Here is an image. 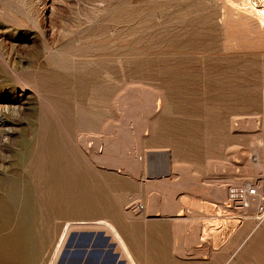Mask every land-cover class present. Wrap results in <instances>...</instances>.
<instances>
[{"label": "rangeland", "instance_id": "obj_1", "mask_svg": "<svg viewBox=\"0 0 264 264\" xmlns=\"http://www.w3.org/2000/svg\"><path fill=\"white\" fill-rule=\"evenodd\" d=\"M242 2L0 0V264H50L97 219L138 264H264V200L225 206L238 183L264 199V23ZM100 229L71 232L120 252Z\"/></svg>", "mask_w": 264, "mask_h": 264}, {"label": "bare ground", "instance_id": "obj_2", "mask_svg": "<svg viewBox=\"0 0 264 264\" xmlns=\"http://www.w3.org/2000/svg\"><path fill=\"white\" fill-rule=\"evenodd\" d=\"M251 1H249V0H247L246 2H245V0H244V3L242 2V4L243 5H246L247 4V6L248 7H250V9L251 10H249V9H247L246 10V7H244V9H242V10H245L244 12H246L247 13V11H251V12H254L253 14H256L257 15V18L259 19V17L261 18V21H262V23H264V7L263 8H260V9H257V8H255V7H252V4L250 3ZM262 2H263V0H255L254 1V3L255 4H257V6L258 7H260V6H263L262 5ZM241 3V2H240ZM235 4V3H234ZM230 6H233V5H230ZM234 7V6H233ZM233 7H231V10H232V8ZM229 9H230V7H229ZM228 9V11H229V13H230V11L231 10H229ZM234 9V8H233ZM237 9H240L239 7H237ZM233 11V10H232ZM239 12V11H238ZM243 12V11H242ZM243 12V13H244ZM232 13V12H231ZM240 13H241V10H240ZM251 14V13H250ZM255 17V16H254ZM257 19V20H258ZM247 29V28H246ZM261 30V29H260ZM263 32V31H262ZM26 87V86H25ZM157 94V93H156ZM144 96V95H143ZM150 95H148L147 96V98L149 97ZM139 97H141V96H139ZM147 98H144V99H147ZM151 98V97H150ZM150 98H148V99H150ZM140 99V98H139ZM147 99V100H148ZM153 98H151V100H152ZM146 100V101H147ZM140 102V101H139ZM148 103L145 105V108H146V113H147V117H146V119L144 120V123H143V125L144 124H146V122L148 121L147 120V118L148 117H150L151 118V108H153L152 106H151V104L153 103H151V101L150 100H148L147 101ZM141 104V103H140ZM143 104V103H142ZM153 111V110H152ZM149 114H150V116H149ZM127 120V119H126ZM130 120V119H129ZM150 120V119H149ZM124 121V120H123ZM125 122V121H124ZM143 122V121H142ZM143 125H142V127H143ZM125 126V125H124ZM145 126H147V124L145 125ZM112 127V126H111ZM122 127V126H121ZM123 129H124V127H122ZM141 128V127H140ZM145 129V128H144ZM126 130H128V129H126ZM140 130V129H139ZM142 130H143V128H142ZM121 132V131H120ZM120 132H118V133H120ZM143 132V131H142ZM134 134V133H133ZM136 134V133H135ZM138 134V133H137ZM141 134V133H140ZM143 134V133H142ZM118 135V134H117ZM119 136V135H118ZM111 137V136H110ZM121 137V136H120ZM80 138V137H79ZM84 138H82V141L84 142V140H83ZM136 139H138L139 140V136H137V138ZM110 141V140H109ZM120 141V140H119ZM86 142V141H85ZM94 142V141H93ZM113 142H115V141H113ZM121 142V141H120ZM80 143V142H79ZM82 143V142H81ZM117 143V142H116ZM116 143H114V144H116ZM83 144V143H82ZM81 144V145H82ZM108 144V143H107ZM110 144V143H109ZM119 144V143H118ZM117 144V145H118ZM121 144V143H120ZM124 144V143H123ZM139 144V143H138ZM93 145V144H92ZM97 145V144H96ZM115 146V145H114ZM92 147V146H91ZM88 148V151L90 150V149H92V148ZM95 147V146H94ZM108 147V146H107ZM125 147V146H124ZM123 147V148H124ZM96 148V147H95ZM121 148H122V146H121ZM103 149V148H102ZM115 148H113V150H114ZM117 150H116V152L118 151V149H119V151L118 152H120L121 150H120V147L119 148H116ZM129 149V148H128ZM95 150H97V149H95ZM124 150V149H123ZM123 150L121 151V152H123ZM133 150V149H132ZM131 150V151H132ZM85 151V150H84ZM103 151H104V149H103ZM103 151H101V153L103 152ZM108 151V150H107ZM107 151L106 152H103V155L106 153V155H107ZM125 151V150H124ZM91 152V151H90ZM89 152V153H90ZM92 152H94V150H92ZM99 152V151H98ZM109 152H111V151H108V153ZM120 152V153H121ZM89 153H88V155H89ZM95 153H96V151H95ZM112 153V152H111ZM111 153H109V154H111ZM125 154V153H124ZM97 155V154H96ZM100 155H102V154H100ZM100 155H98V156H100ZM105 155V156H106ZM112 155V154H111ZM110 155V156H111ZM114 155V154H113ZM111 156L112 157V159L114 160V159H116V158H114V156ZM115 155H116V153H115ZM117 155H119L118 153H117ZM116 155V156H117ZM122 155V154H121ZM128 155V154H127ZM126 154H125V156H127ZM130 155V154H129ZM128 155V157H130ZM263 155V154H262ZM91 156H94L93 154L91 155ZM104 156V157H105ZM108 156V158H109V155H107ZM260 156V155H259ZM96 157V156H95ZM103 157V156H102ZM103 157V158H104ZM122 157V156H121ZM137 157V156H136ZM98 158V157H97ZM101 158V157H100ZM107 157H106V160H105V162L106 163H108L109 161H111V158H109L110 160H107L108 159ZM131 158V157H130ZM129 158V159H130ZM139 158V157H138ZM261 158V157H260ZM92 159V158H91ZM119 159V156H118V158H117V160ZM120 159H122V158H120ZM119 159V160H120ZM126 159H128V158H126ZM128 159V160H129ZM95 160V159H94ZM116 160V161H117ZM127 160V161H128ZM130 160H132V158L130 159ZM129 160V161H130ZM138 160V159H137ZM136 160V161H137ZM141 160H142V158H141ZM95 161H97L98 162V159L97 160H95ZM103 161H104V159H103ZM108 161V162H107ZM121 161V160H120ZM120 161L118 162V164L120 163ZM126 161V162H127ZM134 161V160H133ZM136 161H134V162H130L131 164L132 163H134L136 166L135 167H137V164L139 165V163L138 162H140V158H139V160H138V162H137V164H136ZM99 162H102L101 160H99ZM104 162V163H105ZM114 162V161H113ZM103 163V164H104ZM110 163V162H109ZM111 163H112V161H111ZM116 163V162H115ZM129 163V164H130ZM142 163V162H141ZM250 163V162H249ZM121 165H123L122 163H120ZM128 164V165H129ZM131 164H130V166H131ZM144 164H145V162H144ZM109 165H111V164H109ZM112 165H114V164H112ZM127 165V164H126ZM125 165V166H126ZM127 165V167H125V168H128L129 166ZM142 165V164H141ZM106 166V165H105ZM104 166V167H105ZM133 166V165H132ZM131 166V167H132ZM140 166V165H139ZM257 166V165H256ZM122 167H124V166H122ZM131 167H129L128 169H133V168H131ZM134 167V168H135ZM177 167V166H176ZM175 167V168H176ZM117 168V167H116ZM178 168V167H177ZM181 168V167H180ZM137 169V168H136ZM140 169V168H139ZM146 169V168H145ZM179 169V168H178ZM255 169V168H254ZM138 170V169H137ZM184 170V169H183ZM131 171V170H130ZM145 171V170H144ZM193 171V170H192ZM137 172V171H136ZM177 172H180V171H177ZM182 172H184V171H182ZM189 172V171H188ZM135 172H133V174H134ZM145 173V172H144ZM185 173H186V171H185ZM256 173V172H255ZM139 174V173H138ZM181 174V173H180ZM188 173H186V175H187ZM260 174V173H259ZM190 175H191V173H190ZM189 174L186 176V177H188V176H190ZM180 177V176H179ZM183 177H185L184 175H183ZM186 177H185V180H187L186 179ZM191 177H192V175H191ZM196 177V176H195ZM192 178H194V177H192ZM141 179V178H140ZM188 179H190V177L188 178ZM195 179V178H194ZM181 181V180H180ZM188 181V180H187ZM190 181H192V179L190 180ZM194 181H196V179L194 180ZM260 181V180H259ZM181 182H183V180L181 181ZM193 182V181H192ZM160 183H162V182H160ZM165 183V182H164ZM177 183H178V181H177ZM187 183H189V182H187ZM195 183V182H194ZM153 184V183H152ZM151 184V185H152ZM180 184V183H179ZM183 184V183H182ZM182 184H180V186L182 187ZM185 184V183H184ZM239 184V183H238ZM237 184V185H238ZM243 184V183H242ZM261 184V183H260ZM175 185V184H174ZM235 186V187H232L231 189H229V188H226V193H224V191H222L224 194H226V198H227V201H226V207H228V208H230V206H231V204H239V206L241 207L240 208V210L241 209H248V207H250V205H257L256 207H261L262 206V203H263V198H262V196L260 197V193H259V190H260V187L256 184V185H249V186H247L245 189H243V188H241V184H240V186ZM153 186V185H152ZM184 186V185H183ZM195 186V185H194ZM193 186V187H194ZM148 187V186H147ZM223 187V186H222ZM243 187V186H242ZM253 187H255L256 189H254ZM224 188V187H223ZM251 188H253L252 190H250ZM153 189V188H152ZM151 189V190H152ZM159 189H160V187H159ZM204 189V188H203ZM216 189V188H215ZM183 190V189H182ZM192 190V189H191ZM224 190V189H223ZM159 192V191H158ZM174 192V191H173ZM219 192V191H218ZM221 192V193H222ZM157 193V192H156ZM160 193V192H159ZM162 193V192H161ZM196 193V192H195ZM208 193V192H207ZM222 193V194H223ZM147 194V193H146ZM148 195V194H147ZM165 195V194H164ZM262 195V194H261ZM173 196V195H172ZM220 196H222V195H220ZM149 198L151 199V196H149ZM150 199H148V200H150ZM173 198H171V200H172ZM224 199V198H223ZM147 200V201H148ZM217 200V199H216ZM224 200H226V199H224ZM167 201V200H166ZM183 201H184V199H183ZM219 201V200H218ZM157 202V201H156ZM162 202V201H161ZM149 203H151L150 201H149ZM173 203V202H172ZM177 203V202H176ZM176 203H173V204H176ZM133 204V203H132ZM195 204V203H194ZM149 204L147 203L146 204V207L148 206ZM159 206V205H158ZM224 206V207H225ZM167 207V206H166ZM165 207V208H166ZM176 207V206H175ZM238 207V206H237ZM149 209H151V204H150V207H149ZM167 209H169V211H171V209H173V208H171L170 209V207H169V203H168V208ZM175 209H177V210H175V211H177L178 213V215H181L180 214V212H181V206H179V207H177V208H175ZM263 209V208H262ZM132 210H134V208L132 209ZM140 210V209H139ZM146 210H147V208H146ZM157 210H159V208L157 209ZM174 210V209H173ZM148 211V210H147ZM151 211V210H150ZM164 211H166V209L164 210ZM169 211H167V212H165V213H168ZM180 211V212H179ZM183 211V210H182ZM244 211V210H243ZM149 212V211H148ZM153 212V211H152ZM160 213H161V210H160ZM164 213V212H163ZM172 212H170V214H171ZM176 214V215H177ZM217 214V213H216ZM258 216V215H257ZM264 216V215H263ZM261 217L262 216H258V217H256L255 218V220H259V219H261ZM253 218V217H252ZM183 220V219H182ZM177 222V221H176ZM182 222V221H181ZM179 223V222H178ZM183 226V225H182ZM181 226V227H182ZM178 227H180L179 225H178ZM186 227V226H185ZM85 228H93V229H96V228H102V229H105L106 231H108L110 234H111V237H112V239H113V241L114 242H116V245L118 246V248L120 249V252H121V256H123L125 259H126V264H138L136 261H135V259H134V257H133V255L131 254V252H130V250H129V248H128V246L126 245V243H125V241H124V239L122 238V236L119 234V232H118V230L116 229V227L114 226V224L112 223V222H110V221H108V220H105V219H97V220H77V221H71V222H67V223H65V226H64V228H63V231H62V233H61V235H60V237H59V240H58V243H57V245H56V248H54L55 250H54V253H53V255H52V259H51V262H49L50 264H54L55 263V261L57 260V257H58V255H59V253H60V251L62 250V248H63V245H64V243H65V241H66V239H67V237H68V235H70L69 233L73 230V229H85ZM177 228V227H176ZM200 228V227H199ZM179 229V228H178ZM181 229L182 228H180V232H181ZM205 229V228H204ZM101 230V229H100ZM177 231V230H176ZM197 232V231H196ZM196 232H194V234L196 233ZM199 232V231H198ZM197 232V234H199ZM104 233H105V231H104ZM177 233V232H176ZM204 233V232H203ZM107 234V233H106ZM105 234V235H106ZM179 234V233H178ZM183 233H181V235H182ZM107 236H108V234H107ZM192 236V235H191ZM204 237H202V238H206L205 236L206 235H203ZM109 237H110V235H109ZM194 238V237H193ZM196 238V237H195ZM212 238V237H211ZM246 238V237H245ZM111 239V238H110ZM180 239V238H179ZM182 239V238H181ZM209 239V238H208ZM193 240V239H192ZM200 240V239H199ZM203 239H201L200 241H202ZM189 241V240H188ZM194 241V240H193ZM198 242V243H201V242ZM209 241V240H208ZM197 242H195V243H197ZM211 242V241H210ZM208 244V243H207ZM99 245V244H98ZM208 248V247H207ZM176 249H179V248H176ZM209 249V248H208ZM175 250V249H174ZM209 250H211V249H209ZM184 251V250H183ZM192 251V250H191ZM194 251V250H193ZM198 251V250H197ZM216 251V250H215ZM96 252V251H95ZM99 252V251H98ZM178 252V251H177ZM182 252V251H181ZM186 252V251H185ZM206 252V251H205ZM190 253V252H189ZM197 253V252H196ZM208 253V252H207ZM178 254V253H177ZM198 254V253H197ZM201 254V253H200ZM119 255H120V253H119ZM181 255V254H180ZM196 257V256H195ZM199 257V256H198ZM203 257V256H202Z\"/></svg>", "mask_w": 264, "mask_h": 264}, {"label": "crops", "instance_id": "obj_3", "mask_svg": "<svg viewBox=\"0 0 264 264\" xmlns=\"http://www.w3.org/2000/svg\"><path fill=\"white\" fill-rule=\"evenodd\" d=\"M83 245V243L74 242L72 246L75 250H71L62 257L61 264H126L120 252H116L113 247L112 250L108 249L109 245H114L110 242V238L107 244L103 239L96 240L92 248H88L85 252L80 250Z\"/></svg>", "mask_w": 264, "mask_h": 264}, {"label": "water", "instance_id": "obj_4", "mask_svg": "<svg viewBox=\"0 0 264 264\" xmlns=\"http://www.w3.org/2000/svg\"><path fill=\"white\" fill-rule=\"evenodd\" d=\"M98 239H103L106 244L109 243V237L104 235L103 232H95L90 230L71 232L66 241V247L61 254V258L64 257L66 254H68L71 250H75V248L72 246L74 242L83 243L84 245L83 247H81L80 250L82 252H85L88 248L89 249L92 248V244ZM112 247L113 245H109L108 249L112 250ZM61 258L58 264H61Z\"/></svg>", "mask_w": 264, "mask_h": 264}, {"label": "built area", "instance_id": "obj_5", "mask_svg": "<svg viewBox=\"0 0 264 264\" xmlns=\"http://www.w3.org/2000/svg\"><path fill=\"white\" fill-rule=\"evenodd\" d=\"M253 188H251L250 190H252Z\"/></svg>", "mask_w": 264, "mask_h": 264}]
</instances>
